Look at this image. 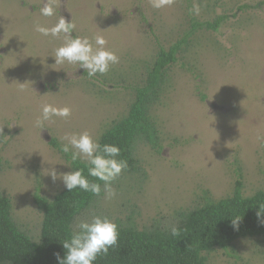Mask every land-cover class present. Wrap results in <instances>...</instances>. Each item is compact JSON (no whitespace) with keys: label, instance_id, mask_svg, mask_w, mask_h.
Wrapping results in <instances>:
<instances>
[{"label":"rangeland","instance_id":"rangeland-1","mask_svg":"<svg viewBox=\"0 0 264 264\" xmlns=\"http://www.w3.org/2000/svg\"><path fill=\"white\" fill-rule=\"evenodd\" d=\"M193 5L199 15L190 14ZM42 6L43 0H0V191L34 241L43 223L35 192L53 199L65 186L48 172H71L63 137L88 132L99 141L127 115L160 49L177 44L181 52L152 113L160 151L139 143L143 171L118 177L116 197L103 193L73 230L92 215L140 230L171 228L181 212L231 196L238 180L245 196L264 191V0H174L161 9L151 0H55L52 17L40 15ZM60 16L76 25L73 36L103 35L119 63L91 78L77 64H55L63 38L35 26L51 27ZM218 18V30L207 29ZM45 104L72 114L36 127ZM208 263L264 264V243L238 240Z\"/></svg>","mask_w":264,"mask_h":264},{"label":"trees","instance_id":"trees-1","mask_svg":"<svg viewBox=\"0 0 264 264\" xmlns=\"http://www.w3.org/2000/svg\"><path fill=\"white\" fill-rule=\"evenodd\" d=\"M223 21L218 18L206 27L217 31ZM180 52V44L169 50L160 49L145 80L134 88L127 115L113 122L99 139L102 145L120 147L118 159L126 160L128 164L121 176L143 171L136 157L139 143L160 151V132L152 113L161 101L169 70L177 62ZM64 156L71 171L84 169V175L91 182L103 184L88 176L86 161H72L71 153ZM102 194L96 196L81 189L69 191L65 188L53 199H48L38 189L34 202L43 215L38 242L16 222L12 200L0 191V264H58L57 254L60 257L66 255L62 242L70 239L75 219ZM259 204H264V191L245 196L243 182L238 180L231 196L218 201L207 199L202 205L181 212L175 225L176 236L171 235L172 227L155 224L140 230L132 224L118 223V246L110 249L108 255L99 257L96 264H209L210 254L217 249H228L238 240L260 238L264 243V223H261L264 217H257ZM233 218L241 219L239 230L232 227Z\"/></svg>","mask_w":264,"mask_h":264},{"label":"clouds","instance_id":"clouds-1","mask_svg":"<svg viewBox=\"0 0 264 264\" xmlns=\"http://www.w3.org/2000/svg\"><path fill=\"white\" fill-rule=\"evenodd\" d=\"M174 0H151V5L155 9H161L171 6ZM190 14L199 15L200 8L193 5L189 10ZM40 15L52 17L56 15L55 0H43V6L40 8ZM76 25L73 21L66 20L60 16L57 23L51 27L40 24L35 26V31L43 36L53 38H63L62 46L56 48L52 54L55 58V64H77L78 68L86 70L87 75L95 77L97 74H106L113 65L119 63V56L108 50L105 45L106 39L103 35H95L92 39L88 37L73 36ZM94 41V43H93ZM72 114L70 107H56L51 104L42 106L41 115L35 121V126L43 128L46 121L53 118L68 119ZM66 141L61 144L60 150L65 153H71V160L78 159L86 161L88 176L102 181L103 184L91 182L84 175V169H76L68 173H57L51 169L47 175H50L53 181L60 179L65 188L69 191L81 189L85 192L99 196L104 193V198L111 200L117 193L113 187V182L121 176L128 164L126 160L118 159L121 153L119 146L114 144H101L88 132L80 134H66L63 137ZM258 219L264 217V204H259L257 212ZM240 218L232 219V227L239 230ZM264 223V219H261ZM178 229L173 226L171 235L176 236ZM120 238L119 226L108 217L92 215L90 220H81L77 224V230H74L70 239L64 240L63 247L67 250L64 257L57 254L58 264H96L101 256H106L109 250L118 246Z\"/></svg>","mask_w":264,"mask_h":264}]
</instances>
